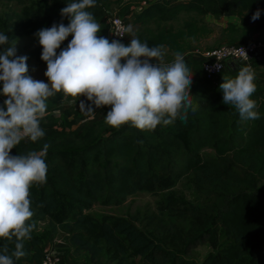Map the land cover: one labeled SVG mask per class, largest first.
I'll list each match as a JSON object with an SVG mask.
<instances>
[{
    "label": "trees",
    "instance_id": "obj_1",
    "mask_svg": "<svg viewBox=\"0 0 264 264\" xmlns=\"http://www.w3.org/2000/svg\"><path fill=\"white\" fill-rule=\"evenodd\" d=\"M0 1L24 5L31 0ZM50 1L51 5L29 8L23 16L0 19V33L9 37V44L0 45V51L42 27L61 22L67 25L68 19H61L60 10L72 0ZM143 2L145 6L133 18L134 25L159 26L181 14H195L236 18L237 24L228 22L227 32L237 34L245 43L264 31V0H139ZM109 9V0H96V6L88 9L102 26L98 36L107 37L105 16ZM257 10L259 19L253 21ZM120 12L127 18L132 11L127 6ZM210 32L191 19L177 30L169 27L136 35L149 47L162 45L172 54H184L195 39ZM71 39L69 35L61 49ZM41 52L39 46L30 57L40 58ZM188 61L190 71L202 74L200 62ZM259 65L254 64L256 68ZM236 74L220 75L215 86L202 74V80L190 89L197 110H189L186 121L178 117L172 124L155 129L140 130L125 124L119 128L107 125L101 131L97 127L104 121L86 127L87 120L82 118L73 130H61L52 113L70 96L57 93L49 97L40 121L44 137L35 143L25 139L10 153L26 154L49 145L46 182L29 189L32 219L48 218L55 228L73 233L70 241L75 251H86L92 262L105 255L109 264H194L185 259V253L206 242L212 253L203 264H264V192L258 190V183L264 182V79L255 82L257 88L250 97L257 102L260 118L242 120L234 107L222 103L219 90L223 76ZM205 149L214 156H203ZM188 175L204 203L169 208L173 215L189 222L182 236L173 237L179 242L176 249H164L123 218L108 216L97 223L87 214L96 205L122 206L140 192L170 190ZM221 235L230 243L225 248L219 242ZM4 245L9 254L14 250V240L0 238V249ZM41 246L42 238L32 232L31 239L24 242L26 255L14 258V264H41ZM129 255L137 260H130Z\"/></svg>",
    "mask_w": 264,
    "mask_h": 264
},
{
    "label": "clouds",
    "instance_id": "obj_2",
    "mask_svg": "<svg viewBox=\"0 0 264 264\" xmlns=\"http://www.w3.org/2000/svg\"><path fill=\"white\" fill-rule=\"evenodd\" d=\"M95 6L96 0H72L60 10L67 25L53 23L34 33L42 48L40 59L46 63L47 83L28 75V57L16 55V41L0 51V95L6 97L0 106V238L14 240L10 254L7 245L0 249V264H14V258L26 255L24 242L36 227L28 223L34 215L29 189L46 182L49 145L26 154L10 153L25 139L35 143L44 137L40 121L49 97L85 96L95 108L108 107L104 116L108 126L129 124L140 130L170 125L178 117L186 121L189 110L194 113L198 108L190 94L193 72L181 52L165 61L164 47H149L131 24L122 29L130 37L127 46L98 36L102 26L88 11ZM259 16L257 10L252 20ZM69 35L72 39L61 49ZM6 44L9 37L0 33V45ZM255 79L254 70L245 65L235 77L223 76L219 85L222 103L234 107L242 120L260 118L257 102L250 99L257 88Z\"/></svg>",
    "mask_w": 264,
    "mask_h": 264
},
{
    "label": "rangeland",
    "instance_id": "obj_3",
    "mask_svg": "<svg viewBox=\"0 0 264 264\" xmlns=\"http://www.w3.org/2000/svg\"><path fill=\"white\" fill-rule=\"evenodd\" d=\"M182 2L188 0H181ZM110 9L109 11L114 14L121 15L120 10L124 7H130L133 12L138 7H143L139 0H109ZM45 5H51L50 0H31L24 5H18L16 3L3 2L0 1V19L5 20L7 15H17L23 16L26 10L29 8L36 9L42 8ZM133 18L129 19V24H131L136 31V34H145L148 31H157V29H167L172 27L177 30L182 27L183 23L187 20L194 19L200 25H204L211 32L209 35L195 39L191 43L190 49L183 55L185 60L191 54H196L204 50H209L222 45H243L245 41L237 34H230L227 32L228 22H233V19L220 18L215 19L211 16L200 17L195 14H181L178 19L172 22L157 24L149 23L146 26L134 25ZM252 40L264 41V39L256 38ZM64 42V41H63ZM126 46L130 43V37L121 42ZM37 39L34 34L25 36L15 43L16 55L17 56H27L26 61L28 66V75L33 79L38 81H44L47 83V78L44 76L46 71V63L40 58L30 57V55L39 47ZM164 60L168 61L173 59V55L167 49H165ZM59 54V52L57 53ZM189 61L187 60L186 63ZM193 72L192 80L193 83L191 88H194L202 80V74L199 71ZM255 76L257 80L264 79V65H261L255 69ZM2 87V83H0ZM190 88V89H191ZM83 102L84 107L80 106ZM91 106L93 111H87L88 107ZM107 112L105 107L95 108L91 101H88L85 96L80 97H70L66 100L61 101L58 109L54 110L52 116L57 121V126L61 130H73L79 124L80 120L86 119V127H90L95 123L104 121V116ZM107 124L103 123L97 128L104 131ZM203 156L213 157V151L205 149L202 151ZM258 190L264 192V182L260 181L258 183ZM203 198L199 196L192 185V176L188 175L182 179L177 186L170 190L155 192H140L133 196H130L122 206L118 207H102L94 206L90 211L87 212L93 221L100 223L108 216H114L123 218L138 228L140 231L145 233L154 243L160 244L164 249H176L179 242L173 237L182 236L183 233L189 227L188 220L179 218L173 215L172 209H182L190 206H200L203 204ZM33 218V217H32ZM30 223H35L36 227L32 231L34 235L42 238V249L45 251L48 248L55 247L58 251L64 254L67 261L79 264H109L108 257L101 255L95 261H91L90 254L86 251H75L74 246L71 244V236L73 233H68L62 229L55 228L50 219L45 218L42 220L32 219ZM222 248L227 247L230 243L225 239L224 235L220 236L219 240ZM212 250L208 243L203 242L190 248L185 253V259L193 262L194 264H203L205 259ZM130 260H137L136 257H131Z\"/></svg>",
    "mask_w": 264,
    "mask_h": 264
},
{
    "label": "built area",
    "instance_id": "obj_4",
    "mask_svg": "<svg viewBox=\"0 0 264 264\" xmlns=\"http://www.w3.org/2000/svg\"><path fill=\"white\" fill-rule=\"evenodd\" d=\"M145 6V3H142ZM142 7H138L135 11L125 18L118 14L107 12L105 22L108 26L107 39L119 40L123 42L127 38V34L122 32L123 27L129 25V19L134 17ZM118 35H123L120 37ZM247 55V58L244 55ZM192 58L200 62L201 70L204 78L214 86L220 75L228 73H237L238 70L249 65L255 71V63L261 66L264 63V41L252 40L243 45H222L209 50L191 54L185 61ZM6 97L0 95V106ZM60 105V104H59ZM59 107V106H58ZM41 264H79L67 261L64 254L55 247H51L43 251Z\"/></svg>",
    "mask_w": 264,
    "mask_h": 264
},
{
    "label": "crops",
    "instance_id": "obj_5",
    "mask_svg": "<svg viewBox=\"0 0 264 264\" xmlns=\"http://www.w3.org/2000/svg\"><path fill=\"white\" fill-rule=\"evenodd\" d=\"M230 19H233V22H231V23H234V24L238 23L236 18H230ZM256 38L264 39V31L262 33H260L259 35H256L253 39H256Z\"/></svg>",
    "mask_w": 264,
    "mask_h": 264
}]
</instances>
